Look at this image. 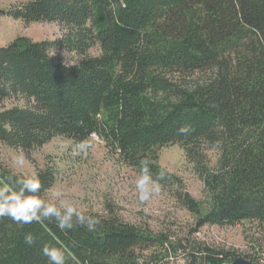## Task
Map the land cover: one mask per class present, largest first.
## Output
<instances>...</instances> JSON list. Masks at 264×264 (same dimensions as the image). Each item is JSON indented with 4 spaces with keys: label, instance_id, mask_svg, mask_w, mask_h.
I'll list each match as a JSON object with an SVG mask.
<instances>
[{
    "label": "trees",
    "instance_id": "obj_1",
    "mask_svg": "<svg viewBox=\"0 0 264 264\" xmlns=\"http://www.w3.org/2000/svg\"><path fill=\"white\" fill-rule=\"evenodd\" d=\"M24 23L56 22L57 39L17 36L0 46V142L25 152L54 137L75 142L92 134L138 173L148 159L153 178L172 190L204 225L257 221L264 256V0H28L3 12ZM97 47L98 54L89 51ZM57 50L81 58L71 64ZM190 78V81H185ZM187 125L189 133L178 129ZM177 144L197 167L207 199L192 197L158 163L161 147ZM219 150L215 168L205 151ZM40 196L52 187L51 167L35 172ZM31 175V176H33ZM0 162V186L29 178ZM95 230H60L53 220L18 224L0 217V264H49L44 244L65 264H229L234 250L190 236L173 239L126 222L113 212ZM35 237L29 246L24 236Z\"/></svg>",
    "mask_w": 264,
    "mask_h": 264
},
{
    "label": "rangeland",
    "instance_id": "obj_2",
    "mask_svg": "<svg viewBox=\"0 0 264 264\" xmlns=\"http://www.w3.org/2000/svg\"><path fill=\"white\" fill-rule=\"evenodd\" d=\"M21 1L28 0H0V46L17 36H26L32 40H53L61 36L62 28L56 22L24 23L3 13L10 4ZM98 52L97 47L89 51L90 54ZM51 55L67 64L81 58L75 53L61 50L52 52ZM190 80L188 78L185 81ZM0 104L9 107L22 104V101L4 99ZM85 141L89 147L86 152L79 154H75L79 142L64 137H54L29 152L0 142V162L26 176L51 167L56 173V179L43 195L45 200H53L52 190L58 188L64 193L62 199L73 202L82 212H97L102 215L113 212L120 219L148 227L154 233H169L173 239L190 236L214 247L234 250L240 254L239 257L251 255L254 259L261 255L258 246L263 243V239L257 221L245 220L233 226L222 227L204 225L190 234V229L194 226L193 216L177 202L171 189L161 186L159 194L146 202H140L135 190L138 172L122 161L116 152L108 149L94 134ZM158 154L159 165L178 176L186 191L205 204L207 195L202 177L195 164L186 158L184 149L171 144L159 148ZM205 155L208 165L215 168L219 150L208 149ZM19 156H23L22 165L16 163ZM56 203L58 205L59 201ZM171 257L166 264H184V256Z\"/></svg>",
    "mask_w": 264,
    "mask_h": 264
},
{
    "label": "clouds",
    "instance_id": "obj_3",
    "mask_svg": "<svg viewBox=\"0 0 264 264\" xmlns=\"http://www.w3.org/2000/svg\"><path fill=\"white\" fill-rule=\"evenodd\" d=\"M190 128L185 125L178 129V133L186 135ZM78 151L75 154L86 152L89 147L87 141H80L76 145ZM17 164H23V156L17 157ZM164 178L161 172L157 178H153L148 159L140 161L138 176L135 180V190L140 202L150 200L154 195L161 191L160 180ZM20 187L12 188L10 185L0 186V217H10L14 222L24 225L31 224L33 221L55 220L60 230H71L74 225L86 227L89 231L95 230L99 219L86 215L78 210L76 205L62 199L64 193L60 189H53V200H45L40 196L41 183L38 176L33 175L29 178L17 179ZM56 201H59L57 205ZM35 237L31 233L24 236V242L31 246ZM41 252L47 257L49 264H65V256L61 249L44 244Z\"/></svg>",
    "mask_w": 264,
    "mask_h": 264
},
{
    "label": "water",
    "instance_id": "obj_4",
    "mask_svg": "<svg viewBox=\"0 0 264 264\" xmlns=\"http://www.w3.org/2000/svg\"><path fill=\"white\" fill-rule=\"evenodd\" d=\"M231 264H253V263L243 257H236L231 261Z\"/></svg>",
    "mask_w": 264,
    "mask_h": 264
},
{
    "label": "built area",
    "instance_id": "obj_5",
    "mask_svg": "<svg viewBox=\"0 0 264 264\" xmlns=\"http://www.w3.org/2000/svg\"><path fill=\"white\" fill-rule=\"evenodd\" d=\"M264 255V254H263ZM177 256H179V255H177ZM176 256V257H177ZM182 256V255H181ZM172 257H170L169 258V260L171 259ZM258 263L257 264H264V256H262V258H260L258 261H257Z\"/></svg>",
    "mask_w": 264,
    "mask_h": 264
},
{
    "label": "bare ground",
    "instance_id": "obj_6",
    "mask_svg": "<svg viewBox=\"0 0 264 264\" xmlns=\"http://www.w3.org/2000/svg\"><path fill=\"white\" fill-rule=\"evenodd\" d=\"M229 264H231V263H229Z\"/></svg>",
    "mask_w": 264,
    "mask_h": 264
}]
</instances>
